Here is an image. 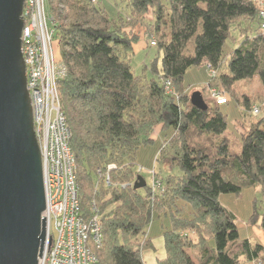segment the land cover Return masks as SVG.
<instances>
[{
    "label": "trees",
    "instance_id": "obj_1",
    "mask_svg": "<svg viewBox=\"0 0 264 264\" xmlns=\"http://www.w3.org/2000/svg\"><path fill=\"white\" fill-rule=\"evenodd\" d=\"M101 2L47 0L66 69L58 92L77 159L80 207L90 218L95 204L102 228L104 246L95 264H146L143 252L154 249L148 233L153 216L167 210L171 229L163 235L166 257L157 264H264V246L241 240L236 216L219 199L223 194L240 195L245 187L264 190V117L251 111L258 122L245 127L241 153L235 154L224 136L227 119L220 106L195 108L183 86L187 71L203 64L217 70L211 81L218 89V81L231 93L239 81L259 76L264 83V35L235 49L228 68L223 60L231 26L243 24V19L258 23L255 4L126 0L128 20L117 21L98 6ZM151 9L153 21L148 23L145 16ZM138 24L146 26L147 38L158 37L153 46L163 52L161 73L156 65L153 69L158 80H144L131 65L139 37L125 29ZM223 67L228 71L222 72ZM245 102L248 111L250 102ZM158 126L172 128L174 134L157 161L170 172L180 168L183 175L164 180L155 173V187L153 181L135 190L136 154L153 142ZM112 164L116 169L110 171L109 186L105 176ZM178 201L193 207L192 219L171 212ZM254 218L251 223L257 224L259 218ZM260 225L264 231V218ZM192 249L200 253L198 263L189 253Z\"/></svg>",
    "mask_w": 264,
    "mask_h": 264
},
{
    "label": "built area",
    "instance_id": "obj_2",
    "mask_svg": "<svg viewBox=\"0 0 264 264\" xmlns=\"http://www.w3.org/2000/svg\"><path fill=\"white\" fill-rule=\"evenodd\" d=\"M101 0H93L98 3ZM258 11V26L264 33V0H251ZM22 53L26 64L27 89L31 99L34 129L40 146L46 192V238L39 264H95L97 253L104 246L98 208L92 205L90 218L83 216L79 186L75 176L77 159L70 147L71 130L61 110L58 81L66 69L55 60L54 22L47 10V0H26L23 10ZM156 42L151 41V46ZM211 80L217 70L207 65ZM208 88L215 105H225V94L213 86ZM171 93V83L166 82ZM252 114H260L254 108ZM108 166L105 183L111 185ZM154 174V172H153ZM155 179V178H154ZM157 182L154 180V187ZM124 187V185L122 186Z\"/></svg>",
    "mask_w": 264,
    "mask_h": 264
},
{
    "label": "water",
    "instance_id": "obj_3",
    "mask_svg": "<svg viewBox=\"0 0 264 264\" xmlns=\"http://www.w3.org/2000/svg\"><path fill=\"white\" fill-rule=\"evenodd\" d=\"M26 0H0V264H39L46 192L22 53ZM192 106L208 110L201 92ZM147 186L138 176L135 190Z\"/></svg>",
    "mask_w": 264,
    "mask_h": 264
},
{
    "label": "rangeland",
    "instance_id": "obj_4",
    "mask_svg": "<svg viewBox=\"0 0 264 264\" xmlns=\"http://www.w3.org/2000/svg\"><path fill=\"white\" fill-rule=\"evenodd\" d=\"M103 3L111 18L117 21L120 18L125 21L128 20L127 15H130V9L128 8V2H126V0H102L98 6L103 8ZM151 16L147 18L148 23H151ZM243 20H245L243 24L238 23L231 26L229 37L225 42L223 60L227 68L231 54L235 49L241 46L247 39H253L258 34L264 35L254 19H252L254 23L252 22L251 24L248 23L249 21L246 19ZM142 27L143 30H141L139 40L134 45V55L131 60V65L137 76L150 82L159 79L153 69L156 65L158 73H161L163 52L160 48L151 46V41L157 40L158 42V37L153 39L147 38L146 26ZM53 50L55 60L59 62V46L56 39L53 41ZM226 71H228V69L223 67L222 72ZM211 77L212 75L207 65L193 67L185 74L183 86L187 90L189 96L194 92H201L206 103H208L211 108H214L216 105L211 99L208 88ZM217 85L225 96L231 99L230 103L221 107L220 110L227 119L226 136L231 141V150L235 154H240L242 149L241 133H246V128H250L252 124L258 122V117H253L251 111H253L254 108H259V118L264 117V83L259 76L252 80L239 81L235 84L233 93L227 91L220 81L217 82ZM246 99L250 102V110L248 111L246 109ZM173 134L174 130L172 128L164 132H156L154 141L142 145L136 154L135 166L133 169L135 173H137V176H141L146 180L148 186L154 181L155 173L164 180L167 179L169 175H183L180 168L175 167L174 170L170 172L167 168L162 166L160 161H157V158L160 157L161 148L166 142L170 141ZM141 192H144V190H141ZM219 199L221 204L236 216V224L241 240L251 237V233H254L253 223H251L252 219L254 217L259 218L261 223L264 218V190L256 187H245L240 195L223 194ZM171 212L182 219H192L194 217L193 207L184 201H178L176 203V208L171 210ZM170 215V210L166 212H156L154 214L152 224L148 229L149 236L152 239H161L163 233L171 229ZM149 248L148 250L145 249L142 254V258L145 262L146 252L153 251V248ZM189 253L198 263V250L192 249L189 250ZM154 256L156 257V255Z\"/></svg>",
    "mask_w": 264,
    "mask_h": 264
},
{
    "label": "crops",
    "instance_id": "obj_5",
    "mask_svg": "<svg viewBox=\"0 0 264 264\" xmlns=\"http://www.w3.org/2000/svg\"><path fill=\"white\" fill-rule=\"evenodd\" d=\"M103 8L105 9V11L107 10V8L105 7L104 3H103ZM150 16H151V18L153 17L152 9H151L150 13L145 16L146 17V20ZM150 20L152 22L153 21V18L150 19ZM142 26H144V25L138 24L136 26H128L125 29V31L127 33L131 34V35H136V36L139 37L141 35V30H143V27ZM145 29L147 31V28L146 27H145ZM58 61L59 62H62V58H61V54H60V48H59V59H58ZM227 99H228V103L225 104V105L220 106L219 108L224 107V106H226V105H228L230 103V100L231 99L229 97H227ZM160 131L161 132H164L165 130L163 128L159 127V126L156 127V129L154 130V132L152 133V136H151V139L153 141H154L155 133L156 132H160ZM224 136L226 138H228L226 136V132L224 133ZM253 227H254V233H251V237H248L247 239H249L253 244L259 243V244H261V245L264 246V231L261 228L260 221L257 222V224H253ZM163 235H164V233H163ZM163 235H162V238L159 239V240L152 239V244H153L154 249H153V251H147L146 252V262H145L146 264H157L160 259H164L166 257L165 243H164V236ZM156 241H158V242H156ZM154 255H156V257ZM197 256H198V259H200V253H199V251H198Z\"/></svg>",
    "mask_w": 264,
    "mask_h": 264
},
{
    "label": "clouds",
    "instance_id": "obj_6",
    "mask_svg": "<svg viewBox=\"0 0 264 264\" xmlns=\"http://www.w3.org/2000/svg\"><path fill=\"white\" fill-rule=\"evenodd\" d=\"M226 98H227V96H226ZM228 102V101H227Z\"/></svg>",
    "mask_w": 264,
    "mask_h": 264
}]
</instances>
